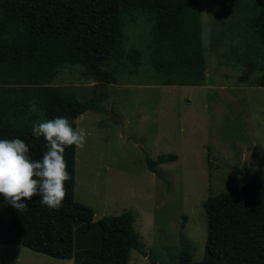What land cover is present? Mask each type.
Returning a JSON list of instances; mask_svg holds the SVG:
<instances>
[{
    "label": "rangeland",
    "instance_id": "rangeland-1",
    "mask_svg": "<svg viewBox=\"0 0 264 264\" xmlns=\"http://www.w3.org/2000/svg\"><path fill=\"white\" fill-rule=\"evenodd\" d=\"M200 1L207 60L201 84L164 82L151 65L154 20L140 11L135 19L127 16L124 45L139 48L142 62L117 61V82L105 84L104 109L78 116L89 135L83 150L75 148V198L94 208V219L132 212L142 249H131L128 264H176L184 247L202 259L204 200L237 183L235 166L264 183V85L255 84L264 42L248 25L264 0ZM249 66V79H241ZM51 80L82 99L92 96L97 82L82 65L67 62ZM169 152L178 159L149 168L147 154ZM73 263L22 244H0V264Z\"/></svg>",
    "mask_w": 264,
    "mask_h": 264
},
{
    "label": "trees",
    "instance_id": "trees-1",
    "mask_svg": "<svg viewBox=\"0 0 264 264\" xmlns=\"http://www.w3.org/2000/svg\"><path fill=\"white\" fill-rule=\"evenodd\" d=\"M143 11L153 18L151 65L167 84H201L206 53L200 0H0V139L20 138L33 160H42L47 141L32 133L34 123L89 109L103 110L105 84L117 82V61L134 67L141 50H126L127 16ZM264 42V9L248 18ZM80 64L97 82L88 99L53 84L60 64ZM111 69L109 68L111 65ZM255 79L264 85V63ZM248 67L240 78L249 79ZM75 146L65 149L66 198L59 209L24 199L20 211L0 194V244H22L36 252L73 258V264H128L132 248L142 249L130 210L94 219V208L75 198ZM150 169L178 159L176 152L147 154ZM232 187L203 202L208 226L205 252L194 260L184 247L176 264H264V183L240 166ZM153 262L155 260L153 259Z\"/></svg>",
    "mask_w": 264,
    "mask_h": 264
},
{
    "label": "clouds",
    "instance_id": "clouds-1",
    "mask_svg": "<svg viewBox=\"0 0 264 264\" xmlns=\"http://www.w3.org/2000/svg\"><path fill=\"white\" fill-rule=\"evenodd\" d=\"M32 133L47 141L42 160L32 159L24 140L0 139V194L20 211L28 207L24 199L31 201L36 195L42 205L59 209L66 198V182L71 179L65 149L75 146L83 150L88 129L80 124L79 117H57L34 123Z\"/></svg>",
    "mask_w": 264,
    "mask_h": 264
}]
</instances>
